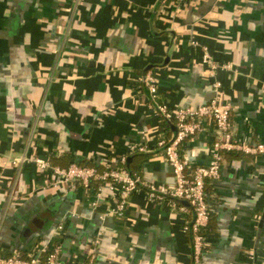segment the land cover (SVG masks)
<instances>
[{
	"label": "crops",
	"instance_id": "0c3cea01",
	"mask_svg": "<svg viewBox=\"0 0 264 264\" xmlns=\"http://www.w3.org/2000/svg\"><path fill=\"white\" fill-rule=\"evenodd\" d=\"M148 72L171 108L210 103L215 73L235 138L264 144V0L180 8L161 0H0V254L54 245L63 264H85L92 251L93 264H192L182 231L191 210L172 212L140 193L124 217L111 216L117 192L98 197V182L54 188L49 170L20 162L117 167L133 156L131 145L156 147L160 119L140 83ZM212 141L209 125L182 154L208 166ZM238 154L206 186L204 264L264 260V155ZM133 161H143V182L173 185L161 153Z\"/></svg>",
	"mask_w": 264,
	"mask_h": 264
},
{
	"label": "built area",
	"instance_id": "2783aa9c",
	"mask_svg": "<svg viewBox=\"0 0 264 264\" xmlns=\"http://www.w3.org/2000/svg\"><path fill=\"white\" fill-rule=\"evenodd\" d=\"M200 0H161L162 4L173 3L177 8L186 4H194ZM204 63L217 66L205 56ZM213 88L216 97L210 103L196 108H171L160 101L158 81L152 72H148L140 83L150 93L151 106L159 119H166L174 123L177 132L171 137L159 134L156 147L151 148L146 144H134L129 148L130 155L145 154L154 155L161 153L170 166L174 169L172 186H156L153 183H145L138 175H132L126 168L128 157H123L117 167L104 165L87 166L71 164L68 167L54 166L49 160L37 157H25L20 162L34 163L44 170L50 171L47 185L59 188L69 187L75 191L79 186L89 189L94 182L99 183L98 197L104 190L118 193L117 204L109 210V214L122 218L125 216L130 199L135 194L144 193L145 197L157 205H167L172 212H187V206L179 205V202H187L191 208L193 220L186 222L182 231L191 235L192 264H204L203 256L211 247V242L204 235L209 222L211 204L206 192L207 183L220 180L221 171L225 162L224 153L237 152L245 155H264V144L251 141H239L233 134L232 106L220 100L219 90L221 84L217 81L215 73H212ZM213 129L212 159L208 166L194 167L182 154L185 144L208 126ZM100 199V198H98ZM98 204V203H97ZM96 205V204H94ZM96 243H99L97 240ZM40 253L14 252L12 254H0V264H63L60 260V248L58 246H44ZM96 251L88 255L85 264H93L96 259ZM264 264V260L262 262Z\"/></svg>",
	"mask_w": 264,
	"mask_h": 264
},
{
	"label": "trees",
	"instance_id": "16d2710c",
	"mask_svg": "<svg viewBox=\"0 0 264 264\" xmlns=\"http://www.w3.org/2000/svg\"><path fill=\"white\" fill-rule=\"evenodd\" d=\"M160 134H166L168 137H171L173 134H175L177 132L176 130V126L174 125V123L167 121L166 119H160ZM150 155H145V154H137V155H133L130 159H128L127 164H126V168L127 170L132 174V175H138L141 176L142 174V165H143V161L139 162L138 165H136V163L133 161L136 158H142V157H149ZM241 155L238 154L237 152H230V153H224V157L225 158H230V159H237L239 158ZM54 162V160H53ZM52 163V162H51ZM71 165V164H70ZM56 166V165H54ZM69 166V165H68ZM65 166V167H68ZM61 167V166H60ZM207 186V185H206ZM207 192V190H206ZM177 203L181 206L183 205L182 202L177 201ZM188 210H191L190 207L187 208ZM192 211V210H191ZM211 217H212V213H210V221H211ZM192 221V220H191ZM210 225V222H209ZM209 225L206 229V231L204 232V235L206 237H209ZM189 237L191 238V235H189Z\"/></svg>",
	"mask_w": 264,
	"mask_h": 264
},
{
	"label": "water",
	"instance_id": "95a60500",
	"mask_svg": "<svg viewBox=\"0 0 264 264\" xmlns=\"http://www.w3.org/2000/svg\"><path fill=\"white\" fill-rule=\"evenodd\" d=\"M173 172H174V169H173ZM183 204L188 206V203L187 202H183Z\"/></svg>",
	"mask_w": 264,
	"mask_h": 264
}]
</instances>
